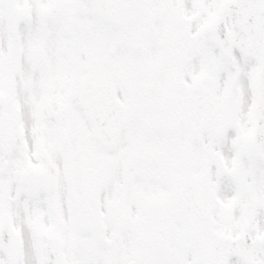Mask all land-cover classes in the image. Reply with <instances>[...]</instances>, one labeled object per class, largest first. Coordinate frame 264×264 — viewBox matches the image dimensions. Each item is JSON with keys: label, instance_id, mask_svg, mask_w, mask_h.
I'll return each instance as SVG.
<instances>
[{"label": "snow or ice", "instance_id": "snow-or-ice-1", "mask_svg": "<svg viewBox=\"0 0 264 264\" xmlns=\"http://www.w3.org/2000/svg\"><path fill=\"white\" fill-rule=\"evenodd\" d=\"M0 264H264V0H0Z\"/></svg>", "mask_w": 264, "mask_h": 264}]
</instances>
